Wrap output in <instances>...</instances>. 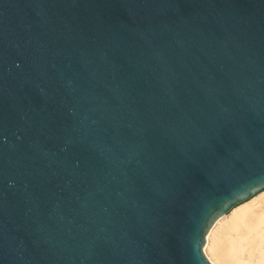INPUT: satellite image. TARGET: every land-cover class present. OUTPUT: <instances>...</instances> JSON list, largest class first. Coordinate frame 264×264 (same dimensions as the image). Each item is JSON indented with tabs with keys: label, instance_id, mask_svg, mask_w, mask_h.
<instances>
[{
	"label": "water",
	"instance_id": "1",
	"mask_svg": "<svg viewBox=\"0 0 264 264\" xmlns=\"http://www.w3.org/2000/svg\"><path fill=\"white\" fill-rule=\"evenodd\" d=\"M264 190V0H0V264H213Z\"/></svg>",
	"mask_w": 264,
	"mask_h": 264
},
{
	"label": "bare ground",
	"instance_id": "2",
	"mask_svg": "<svg viewBox=\"0 0 264 264\" xmlns=\"http://www.w3.org/2000/svg\"><path fill=\"white\" fill-rule=\"evenodd\" d=\"M204 249L213 264H264V190L217 219Z\"/></svg>",
	"mask_w": 264,
	"mask_h": 264
}]
</instances>
